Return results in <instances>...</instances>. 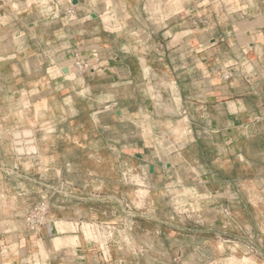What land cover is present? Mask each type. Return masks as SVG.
Returning a JSON list of instances; mask_svg holds the SVG:
<instances>
[{
    "label": "crops",
    "instance_id": "0c3cea01",
    "mask_svg": "<svg viewBox=\"0 0 264 264\" xmlns=\"http://www.w3.org/2000/svg\"><path fill=\"white\" fill-rule=\"evenodd\" d=\"M0 20V264H264V0H7ZM128 222L127 246L87 240Z\"/></svg>",
    "mask_w": 264,
    "mask_h": 264
},
{
    "label": "rangeland",
    "instance_id": "374dc122",
    "mask_svg": "<svg viewBox=\"0 0 264 264\" xmlns=\"http://www.w3.org/2000/svg\"><path fill=\"white\" fill-rule=\"evenodd\" d=\"M31 147L32 146H30L29 149ZM22 150H23V148L19 149V152H22ZM126 177H127L126 181L128 183L132 184L131 185L132 186L131 187V191H132L131 200L135 206L132 208L131 214H133V215H131V216H133V218H138L139 217L138 215H140L141 212L145 211V209H141V208H143L141 206H143V203L149 199V196H148L149 194H148V191L145 190L146 188L144 189V188H140L139 186L133 185L134 180L136 178L135 175L130 173ZM173 189H174V191L170 190V188H167L163 191V194L165 195L166 199L168 200V204H169L168 209L170 210V214L171 213L172 214L173 213L174 214H183L184 216H187V214H191L190 213L191 209L190 208L188 209L187 204L189 202V199L192 197V191H190L189 189H184V190H179L176 188H173ZM179 192L182 193V196H180L178 198L176 195ZM190 201L192 202V200H190ZM135 213H138V215L137 214L135 215ZM134 216H136V217H134ZM108 225L110 226L109 230L100 228V230L97 232L98 236L101 240V243L102 244L104 243V245H103L104 248L106 247L105 242H106L109 234L111 235L110 236L111 243H113V244L115 243L116 248H118V246L121 245V244H119V242L123 243L125 246H127L126 244H129V236H128L127 230L129 228V226L131 225V223L128 222L127 224H123L121 228L117 227L118 223H112V224L110 223ZM146 225H148L147 227H150V228L152 227L149 223ZM89 228H91L90 224L84 225V230H85L86 234H88V235L91 233V229H89ZM105 230H107V232ZM56 242H58V243H56V246H60L61 244L64 243L59 238H56ZM164 245L165 246H171V242L168 241V243L164 244ZM105 254H106V251H105ZM103 256L105 257L104 254H103ZM165 258H167V259H164L165 262H167L168 264H173L172 261H170L172 258L171 255H166ZM214 260H216V262ZM219 262H220L219 257L218 258L216 257L213 260H211L212 264H220ZM167 263H165V264H167ZM174 264H175V262H174ZM224 264H262V263L260 261L255 260L254 256L241 255V256H237V258L233 256L230 260H227V262Z\"/></svg>",
    "mask_w": 264,
    "mask_h": 264
},
{
    "label": "built area",
    "instance_id": "2783aa9c",
    "mask_svg": "<svg viewBox=\"0 0 264 264\" xmlns=\"http://www.w3.org/2000/svg\"><path fill=\"white\" fill-rule=\"evenodd\" d=\"M7 2V0H0V17H1V13H2V9L4 4ZM74 12L73 8H69L67 10L68 14H72ZM0 24H2V22L0 21ZM74 67L77 71L79 72H83L85 70H88L89 66L87 62H84L80 56L75 53L74 54ZM230 76V74H226L225 78H228ZM264 107V104H263ZM29 153H33L35 154V152H29ZM49 203L48 200L42 196L40 198V200L31 208V210L28 212V214L25 217V225L28 231L36 233L38 232L42 227L47 226L48 222H49ZM92 227V232L88 235L87 240H89L92 243H98L97 237H98V231L100 230V228L102 227H98V228H93ZM105 229L109 230L110 226L107 224H104ZM110 234L108 235V238L106 240V245L108 244V242L110 241ZM109 239V240H108ZM104 245V243H100L99 247L102 249V246ZM211 264V263H209Z\"/></svg>",
    "mask_w": 264,
    "mask_h": 264
},
{
    "label": "bare ground",
    "instance_id": "6f19581e",
    "mask_svg": "<svg viewBox=\"0 0 264 264\" xmlns=\"http://www.w3.org/2000/svg\"><path fill=\"white\" fill-rule=\"evenodd\" d=\"M24 133H25L26 135H28L30 132H29V131H25ZM17 135H18V133H16V136H17ZM16 148H17V150L19 151V149H21L22 147H21V146H17ZM30 149L32 150V149H34V147H31ZM89 229H91V232H92V227L89 228Z\"/></svg>",
    "mask_w": 264,
    "mask_h": 264
},
{
    "label": "water",
    "instance_id": "95a60500",
    "mask_svg": "<svg viewBox=\"0 0 264 264\" xmlns=\"http://www.w3.org/2000/svg\"><path fill=\"white\" fill-rule=\"evenodd\" d=\"M92 15V17H95V14L93 13V14H91ZM68 71V69L67 68H64L63 69V72H67ZM150 171L152 172L153 171V166H150Z\"/></svg>",
    "mask_w": 264,
    "mask_h": 264
}]
</instances>
